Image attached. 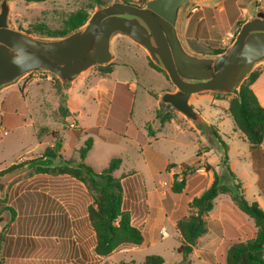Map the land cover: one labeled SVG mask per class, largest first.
I'll use <instances>...</instances> for the list:
<instances>
[{"label": "rangeland", "instance_id": "rangeland-1", "mask_svg": "<svg viewBox=\"0 0 264 264\" xmlns=\"http://www.w3.org/2000/svg\"><path fill=\"white\" fill-rule=\"evenodd\" d=\"M110 1L105 0L106 4ZM128 1L144 5L147 0ZM95 6L94 0H11L9 22L32 36L52 38L47 35L62 30L70 13L84 9L90 15ZM259 7L264 8V0L187 3L180 17V36L194 53L198 48L201 52L225 49L240 23ZM114 36L118 50L123 36ZM127 51L133 69L118 65L105 76L109 87L116 77L128 76L136 83L135 92L131 85H123L124 92L118 88L115 94L112 113L115 125L122 127L115 135L103 132L105 114L113 101L111 93L99 95L100 65L89 67L67 86L51 73L33 71L2 87L0 171L42 158L44 149L57 139L62 144L61 158L54 163H76L80 160L78 149L90 137L93 144L84 162L96 172L111 158L120 159L113 175L121 178L124 208L130 212L131 223L141 230L143 243L120 245L107 256H97L87 219L86 208L92 198L86 186L68 175L52 176L32 167L7 182L0 195V203L14 212L12 216L8 211L9 218L1 226L0 264H141L150 254L161 255L162 264H177L182 256L177 252L181 238L175 223L188 214L189 201L208 187L214 174L220 183L240 186L249 202L259 201L264 209L263 197L257 196L248 144L227 111L237 90L202 91L191 96L190 103L209 123L207 130H199L173 108L158 106L160 92L174 91V85L164 72L148 68L142 54ZM145 55L147 62L151 60L146 51ZM251 72L254 78L264 72V61ZM254 88L264 106V73ZM149 93L155 98L152 104ZM113 124L109 120V126ZM225 152L234 175L225 168ZM174 173L185 178L181 192L170 189ZM204 218L207 231L196 240L186 264H225L229 244L250 238L256 231L253 219L228 194H219Z\"/></svg>", "mask_w": 264, "mask_h": 264}, {"label": "water", "instance_id": "water-1", "mask_svg": "<svg viewBox=\"0 0 264 264\" xmlns=\"http://www.w3.org/2000/svg\"><path fill=\"white\" fill-rule=\"evenodd\" d=\"M198 1L209 0H147L144 5L112 0L96 4L85 22L68 34L42 38L13 27L11 0H0V89L33 71L51 73L70 85L89 67L111 62V41L119 33L139 44L174 85V91L160 92L158 106L167 105L195 128L207 130L209 123L190 98L202 91L234 92L264 61V8H256L243 20L222 52L198 54L187 49L179 33L184 6ZM49 163L37 158L0 173V195L15 176ZM8 218V211L0 214V230Z\"/></svg>", "mask_w": 264, "mask_h": 264}, {"label": "trees", "instance_id": "trees-1", "mask_svg": "<svg viewBox=\"0 0 264 264\" xmlns=\"http://www.w3.org/2000/svg\"><path fill=\"white\" fill-rule=\"evenodd\" d=\"M26 1L37 2L41 0ZM94 1L96 4H106L105 0ZM125 1L129 2L128 0ZM88 16V11L84 9L73 11L65 20L64 28L56 32H50L47 37L55 38L68 34L83 24ZM200 49L198 48L195 52L218 54L224 48H209L210 52H201L202 50ZM148 65L166 74L152 60H148ZM99 67L101 68V76L105 77L113 71L114 63L100 65ZM254 76L255 73L251 72L247 77L249 81H243L240 84L236 94L229 100L227 111L235 128L242 134V140L248 144L249 152L254 161L253 170L257 174L256 185L264 196V151L262 148L264 141V106L259 104L256 95L250 88L251 83L256 79ZM161 121H164V119L162 118ZM61 146V141L57 139L53 145L46 147L41 157L44 160H49L50 163L36 165L33 168L37 172L47 173L52 176L68 175L86 186L87 192L92 198V202L88 204L86 212L87 219L94 232V253L102 257L109 255L120 245L142 244L144 236L141 230L131 223L130 212L124 208V188L121 178L113 175V172L120 164V159L117 157L111 158L101 172H96L91 165L84 162V158L92 146V139L87 137L84 145L78 149L79 161L76 163H71L70 161L54 163V159L61 158L59 153ZM223 162L226 170L231 175H234L228 165L226 152L224 153ZM260 163H263V165ZM16 166L10 165L8 168L1 170L0 173ZM184 186L185 178L178 177V173H174L170 186L171 191L181 192ZM219 194H228L237 207L253 219L256 226L254 236L229 244L225 253V264H264V209L256 201L249 202L240 186L220 183V178L217 174H214L208 187L189 201L188 214L178 219L175 223L181 238L177 252L182 256L181 262L177 264H186V257L191 253L196 240L206 233L207 226L204 217L212 210L214 199ZM4 211H9L12 216L14 215L10 206H4L0 203V214ZM2 237L3 233L1 230L0 240H2ZM163 261L164 259L161 255L150 254L144 257L141 264H162Z\"/></svg>", "mask_w": 264, "mask_h": 264}, {"label": "crops", "instance_id": "crops-1", "mask_svg": "<svg viewBox=\"0 0 264 264\" xmlns=\"http://www.w3.org/2000/svg\"><path fill=\"white\" fill-rule=\"evenodd\" d=\"M122 36L123 37H121V39L119 40V43H118V45H119L118 50H115V48H114V42H115V40H116L117 37L114 36L112 38V41H111V49H112V53H113V57H114L113 58L114 67H113V71L111 73H113V72L116 71V67H118V65H123V66L130 67L131 69H133V65L129 62V59H128L127 55H126L127 53L125 52V50L126 51L128 50V51H130V52H132L134 54L135 53L142 54L143 58L145 59L146 66H148V68H151L148 65V62L146 60L145 50L139 44L137 45V43L134 42L128 36L123 35V34H122ZM123 38H128V39H123ZM138 46H140V47H138ZM152 69L155 70L154 68H152ZM263 73L264 72H260L258 74V76L256 77V79L250 85V88L252 89V91L254 92V94L256 93V90H255L254 86H255L256 82L261 79ZM133 74H134L133 76L136 77V72L135 71H133ZM124 77L125 78L116 77L113 80V83H112L111 87L106 86V84H105L107 82V80L105 79L106 77H102L100 79L101 80V84H100V86H98V89L100 91V94L99 95H103V94H106V93L107 94L108 93H111V95H110L111 102L113 101L111 108L108 110V113L105 114V120H104V124L102 126L103 127V130H104L103 132H105V133L106 132H112L115 135V130L116 129L121 130V128H122V127H120V125L119 126H116L115 125V114L112 113V108H114V102H115V98H116L115 97V94L117 93L118 88H120L124 92L122 86L123 85H125V86L131 85L132 91L135 92V90H136V83L134 82L135 80H128L129 79L128 76H124ZM149 98H150V102L152 104V100L154 101V99H155L154 98V95L153 94L150 95V93H149ZM109 120H110V122L112 124L114 123L113 124L114 126H112V125L109 126ZM86 128H90V127H86ZM92 144H93V142H92ZM262 148H263V151H264V141L262 143ZM251 158H252V156H251ZM253 169H254V161L252 160V162H251V170L253 171L254 174H256ZM256 180H257V174H256ZM256 180H255V184H256ZM257 196H261L264 199V196H263V194L261 193V191H260V189L258 187H257ZM259 203H261V202H259Z\"/></svg>", "mask_w": 264, "mask_h": 264}, {"label": "built area", "instance_id": "built-area-1", "mask_svg": "<svg viewBox=\"0 0 264 264\" xmlns=\"http://www.w3.org/2000/svg\"><path fill=\"white\" fill-rule=\"evenodd\" d=\"M162 232L164 233V229H162Z\"/></svg>", "mask_w": 264, "mask_h": 264}]
</instances>
